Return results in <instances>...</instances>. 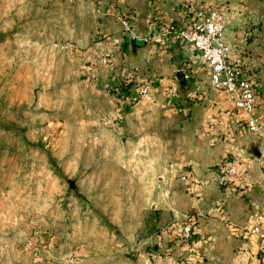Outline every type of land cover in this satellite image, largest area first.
Returning a JSON list of instances; mask_svg holds the SVG:
<instances>
[{
	"label": "rangeland",
	"instance_id": "374dc122",
	"mask_svg": "<svg viewBox=\"0 0 264 264\" xmlns=\"http://www.w3.org/2000/svg\"><path fill=\"white\" fill-rule=\"evenodd\" d=\"M130 2L0 0V264H98L106 254H145L160 227L194 214L185 199H150V181L164 177L182 193L180 175L191 176L194 162L229 159L221 154V123L203 120L215 106L204 97H222L205 70L159 49L150 76L144 57L129 75L111 77L86 49L98 40L101 19L125 15ZM148 17L156 21L153 12ZM79 36L86 39L74 46ZM244 36L238 50L250 41ZM262 47L255 56L240 52L264 71ZM179 69L188 75L183 88L174 78ZM149 77L153 99L118 107L114 124H103L116 112L108 86ZM253 147L254 157H264L255 142L247 152Z\"/></svg>",
	"mask_w": 264,
	"mask_h": 264
},
{
	"label": "crops",
	"instance_id": "0c3cea01",
	"mask_svg": "<svg viewBox=\"0 0 264 264\" xmlns=\"http://www.w3.org/2000/svg\"><path fill=\"white\" fill-rule=\"evenodd\" d=\"M129 1H131L130 3L133 6L130 11L134 12L132 28L135 29L134 31L138 38L142 39L149 35V13H154L157 27L162 23H166V21H173L178 25L183 24L185 21V16L177 8L179 0H147L148 8H146L145 2L141 3V0H116L115 4L120 6L121 2H127L128 4ZM202 1L205 2L204 0ZM221 1L225 2V7L222 5L225 11L223 40L229 45L231 51L232 49L236 51L242 40L247 38H245L244 34H248L250 41L246 43L245 40L242 46L255 56L256 52H259L258 50H263L262 44H264L263 36H260V38L255 37L257 30L264 24V0ZM215 2L216 0H208V3ZM109 6L106 12L111 11L112 6ZM149 7L150 12H148ZM110 16L104 17L99 22L98 30L96 31L100 34L97 36L98 40L91 43L90 46H85L88 51L92 50V52H95L97 57L101 48L110 45L106 38L110 35H118L120 30L119 19L121 16L113 17L112 14ZM254 24L256 25L250 27ZM77 37L76 39L75 37L73 38V41H75L74 46H78V41L83 42L86 39L84 36H79L81 38ZM126 43L125 46L122 44L120 49L115 51L114 64L109 69L102 68V72H106L111 77L116 76L119 70L120 74L122 72V74L124 72L130 74V65L135 63V66H140V63L143 62L142 59L145 57L147 59L146 68H148L147 71L150 76V57H155V50L159 49L173 54H180L189 63L191 62V68L195 64L197 69L203 70L197 53L192 48L179 43L174 37L169 38L166 46L147 41L144 47L137 49L135 56L131 60H129L128 42ZM124 59L128 65L125 64L123 66L122 60ZM253 68L254 80L258 84V90L261 95L257 114L261 121L264 122V71L255 64ZM151 75L154 76L155 72H151ZM143 80L141 78L136 81ZM147 80H151L150 77ZM193 83L197 84L196 79L191 81V84ZM151 90L154 89L152 88ZM210 90L214 91L215 96L220 92H217L211 85ZM221 95L222 97L218 95L220 99L204 97L205 101L208 100L207 107L209 104L212 105L211 103H215V106L212 109L209 108L212 112L211 116L206 118L203 116V120L209 119L212 120L211 122L219 120L218 122L221 123L219 126L220 131H218L217 135L223 134L224 137L220 136V138L223 141L225 140V142L227 141L224 145L222 144L224 147L221 154L223 155V152H226L229 154V158L231 156L234 157L233 159L237 164L235 175L222 183L212 179L213 169L208 167L226 160L220 159L219 162L216 158L215 161L194 162L196 166L192 177L187 180L179 178L182 184V193L180 191L177 192L174 188L175 186L171 185L170 180L166 181L164 177H161L162 179L156 177L158 183L150 181V199L163 201L165 199L174 200L175 198H181L185 199L187 209L193 208L194 214H189V218H192L194 223L191 238L184 240L180 236L183 220L180 221L179 225L171 223L160 227L159 234L156 236L157 240L151 245L156 247L155 251L138 254L135 258L106 254V256L98 257L100 260L98 264H264V251L259 248L260 242L256 236L253 234L241 235L236 231L232 232L220 219L221 211L238 227L249 228L257 223V210L264 204V157L258 159L247 152V146L255 142L254 137L248 134L240 125L238 115L233 109L229 98L224 93ZM110 103H113L111 99ZM208 130H210L209 133L213 132L211 126ZM211 139L212 142L210 143H213L217 138L214 136ZM122 145L126 146V143L122 141ZM259 150L264 152V148ZM157 186L160 187L159 190ZM143 194L145 193L142 192ZM142 197L145 198V195ZM154 203L157 206L156 201ZM174 207L172 209H175ZM218 207L220 208L218 209ZM182 216L184 217L186 214L182 213ZM89 259L93 260L92 258Z\"/></svg>",
	"mask_w": 264,
	"mask_h": 264
},
{
	"label": "built area",
	"instance_id": "2783aa9c",
	"mask_svg": "<svg viewBox=\"0 0 264 264\" xmlns=\"http://www.w3.org/2000/svg\"><path fill=\"white\" fill-rule=\"evenodd\" d=\"M177 8L185 16L183 24L178 25L173 21H166L157 27V22L149 20L150 32L145 38L147 41L165 45L170 37H174L196 53L201 62V67L207 74L210 85L217 91L224 93L230 100L233 109L236 111L239 121L244 130L254 137L259 149L264 148V122L257 114L261 95L258 84L254 80V68L249 65L243 57L248 53L245 48L241 50L230 49L223 40L224 15L225 11L220 4L206 3L202 0H179ZM132 11L121 16L120 30L118 35H110L106 39L110 43L108 47L101 48L98 61L109 69L114 64V53L120 49L123 42H128L130 37L138 36L132 29ZM141 39V38H140ZM68 47V46H65ZM233 52V53H231ZM126 62V61H125ZM128 65L127 63H125ZM183 70L184 69H179ZM129 75V73H126ZM126 75V76H127ZM185 73V77H187ZM123 88L113 83L108 86L112 95L116 112L103 117V124H114L115 114H118V107L135 106L142 101L152 100L151 81H139L138 84L130 86L127 80H122ZM129 83V86H128ZM237 171V164L234 159H226L218 163L212 171L211 178L218 183L228 181ZM188 172L180 175L182 180L191 178ZM193 182V180H191ZM199 184L198 182H196ZM204 183H206L204 181ZM220 207H218L219 209ZM219 212V211H218ZM221 221L230 229L241 235L253 234L259 243V248L264 251V204L257 210L258 221L249 228L238 227L221 211ZM200 215V213H199ZM194 223L192 218L186 217L181 223L180 236L189 240L193 234Z\"/></svg>",
	"mask_w": 264,
	"mask_h": 264
},
{
	"label": "water",
	"instance_id": "95a60500",
	"mask_svg": "<svg viewBox=\"0 0 264 264\" xmlns=\"http://www.w3.org/2000/svg\"><path fill=\"white\" fill-rule=\"evenodd\" d=\"M145 45H146V40L136 38V37H130L128 39V46H129V51H130L129 60H131V58L133 56H135L138 48L144 47ZM174 78H175V80L178 83L180 88H183L186 85V77H185V74L183 71L175 70ZM250 153L252 156L258 155L259 154L258 148L253 147L252 152H250ZM151 206H153V204ZM155 249H156V247L154 245L150 246V249L148 251H146L145 253H150L152 251H155Z\"/></svg>",
	"mask_w": 264,
	"mask_h": 264
},
{
	"label": "trees",
	"instance_id": "16d2710c",
	"mask_svg": "<svg viewBox=\"0 0 264 264\" xmlns=\"http://www.w3.org/2000/svg\"><path fill=\"white\" fill-rule=\"evenodd\" d=\"M126 44H127L126 42H123V46H125ZM184 74H185V73H184ZM187 77H188V76H187ZM187 77H186V78H187ZM116 84H117V86H119L120 88H123V85H122V82H121V81L117 82ZM233 158H234V157L231 156L229 159H233Z\"/></svg>",
	"mask_w": 264,
	"mask_h": 264
}]
</instances>
